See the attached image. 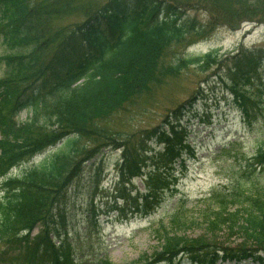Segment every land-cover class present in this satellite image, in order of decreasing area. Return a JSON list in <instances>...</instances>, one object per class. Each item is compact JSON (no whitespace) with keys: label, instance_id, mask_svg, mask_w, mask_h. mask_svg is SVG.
I'll use <instances>...</instances> for the list:
<instances>
[{"label":"trees","instance_id":"trees-1","mask_svg":"<svg viewBox=\"0 0 264 264\" xmlns=\"http://www.w3.org/2000/svg\"><path fill=\"white\" fill-rule=\"evenodd\" d=\"M245 23H264V0H0V264L20 253L33 259L28 264H114L104 251H73L56 209L83 164L105 149L120 152L115 209L149 214L160 205L174 186L167 172L185 166L179 121L193 97L131 132L130 120L118 115L183 69H214L243 118L250 122L257 111L264 124V47L167 56L190 36ZM152 143L162 147L150 151ZM56 145L21 175L7 176ZM247 160L248 167H264V142ZM136 177L142 190L133 185ZM163 216L147 227L157 245L133 264H264L261 184L214 187ZM194 228L201 233H187ZM218 233L241 239L226 243Z\"/></svg>","mask_w":264,"mask_h":264},{"label":"rangeland","instance_id":"rangeland-1","mask_svg":"<svg viewBox=\"0 0 264 264\" xmlns=\"http://www.w3.org/2000/svg\"><path fill=\"white\" fill-rule=\"evenodd\" d=\"M190 14L204 18L202 13ZM187 43L172 48L167 56L198 54L215 48H219L220 53H233L234 49L241 47H264V23H245L236 29L217 27L203 39L190 36ZM4 53L5 50L0 46V55ZM261 72L264 79V68ZM259 86L264 96V80ZM191 97L193 104L179 121L184 131L186 148L182 155L185 166L176 164L173 171L167 172L170 174L168 181L170 184L173 182L174 186L162 193L160 205L151 213L126 212L128 206L123 207L126 213L115 209L112 197L117 179L119 150L105 149L83 164L56 209L67 222V235L73 251H81L85 256L104 251L114 264H133L140 255L151 253L157 245L147 229L149 222L171 211L179 200L190 206L214 187L229 186L235 181L264 186V167L246 165L247 158L264 142L262 118L257 111H254L250 122L243 118L226 86L215 76L214 69L206 72L192 67L183 69L180 74L167 79L161 87L137 99L118 116L125 121L130 120L131 126L126 129L131 132L158 123L164 113L168 112L167 109ZM23 118L24 114L21 115ZM121 121L125 122L123 119L118 122ZM57 146L22 161L11 168L7 176L21 175ZM149 147L150 151L155 152L162 145L152 143ZM221 149L227 151L225 155L220 153ZM150 165L147 162L145 169ZM133 185L142 190V178L136 177ZM2 195L3 182L0 178V197ZM117 203L119 205L121 201ZM36 232L34 230L32 235ZM187 233L198 235L201 230L194 228ZM218 238L231 244L241 239L240 234L225 233H218ZM12 260L10 264H28L29 260L33 261L26 253H20ZM40 262L36 260L32 264Z\"/></svg>","mask_w":264,"mask_h":264}]
</instances>
